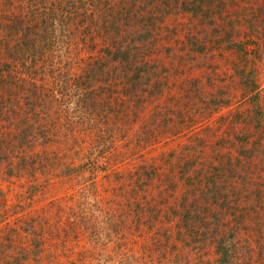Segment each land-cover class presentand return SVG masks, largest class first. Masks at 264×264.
<instances>
[{
  "label": "rangeland",
  "instance_id": "rangeland-1",
  "mask_svg": "<svg viewBox=\"0 0 264 264\" xmlns=\"http://www.w3.org/2000/svg\"><path fill=\"white\" fill-rule=\"evenodd\" d=\"M28 1L13 0V3L10 1L7 3L0 0V9L4 13L11 11L15 14L20 13L21 10L27 11L24 3L28 5ZM82 2L85 6L79 7L81 14L86 13L84 17L90 16V13L94 14L98 21L95 27H100V31L97 32L93 26V36L88 35L87 39L83 40L80 35L84 25L79 26L78 36V27H71L65 46L59 52L63 60L55 56L52 64L50 58L48 60L39 58L33 65L32 60L25 59V66L21 61L16 64L18 74L37 79L39 83L47 82L46 79L40 78L41 73L50 77L51 73L55 74L58 71L57 67L64 61L79 64L80 61L87 62L94 57H105L102 48L110 46L111 36H105L103 32L111 30L110 32L114 33V29L110 26L112 19H119L122 25L128 27L125 32L118 33V37L127 35L128 31L140 25L141 18L133 16L135 10L129 12L130 10L125 8L118 15L116 14L118 8L121 9L119 0H82ZM190 2V5H201V8H197L195 13L194 10L180 11L163 0L144 8L146 11L154 9L162 16L155 21L152 28L151 42L144 46L147 60L152 64L157 63L159 69V64L163 68L167 67V71L161 72L159 77L162 87L157 92V98L153 96L138 102L135 100L138 95L147 97L148 91L140 90L133 95L119 91L121 98H118L119 101H114V105L118 103L120 106L117 105V111L109 113L108 116L96 113L97 110L85 111L83 107L78 108L77 111L69 109L60 119L50 115L45 116L58 122L57 127L60 131H55L58 135L53 134L52 139L56 141L52 140L48 143L47 148L38 144L32 149L41 152L45 167L31 178L8 174L7 164L16 161V152H10L11 155L0 162V236L3 238H0V261L4 260L6 253L11 252V248L6 246L10 239L17 245L23 246L26 252L35 246L36 241L38 242L33 253L23 260L27 264H156L158 257L161 256H164L168 262L176 256H181L183 264H215L217 253L215 244L210 238L203 247L196 249L185 246L183 241L177 240L173 255H160V248L155 249L154 244L157 241L160 240L161 243L166 240L162 232L167 227L174 230L182 228L181 219L174 211L172 213L170 204L177 207L182 200L181 207L189 208L188 204L183 207L185 194H188L185 197L187 202L190 198L193 201V197H197L198 204L208 205L211 212L220 210L218 221L214 222L215 217L208 215L205 218L208 224L202 226L199 224L204 218L195 220V229L201 227L198 232L191 233L198 240L195 242L193 238L189 239L191 244L196 246L203 243L206 238L207 233L201 234V230L205 227L210 231L212 228L216 229L215 235L219 236L220 226L215 228V224L222 225V230L237 225L238 230L243 229L240 242H245L244 236L248 237L249 233L254 234L256 231L252 227L256 223L257 225L264 223V206L257 205V208L253 206L254 199L258 196L255 187L264 192V170L260 169L264 160L260 155L245 158L238 152V148L243 147L240 146L242 143H245L244 148L247 149L256 139L258 132L251 133L256 128L254 123L244 122L243 117L236 118L239 111L237 100L232 99L228 104H222L221 95L225 93H218V88H228L229 92L233 93L235 81L244 73L253 72L254 69L256 80L261 83L262 90L264 89V0H191ZM46 3L48 4L49 0H46ZM137 7L140 8L139 5H136ZM166 7H170L171 11L165 12L163 9ZM137 13L140 17L144 15L139 11ZM209 19L212 21L210 22ZM6 33L5 28L0 27V56L2 52H6L4 42ZM207 33L215 35L212 37L219 39V43L215 45L211 40H207L206 49L218 60L219 56L223 57L220 63L215 61L218 70V78L215 82L214 77H207L206 74L201 73L204 69L202 65L194 64L197 58L201 59L202 53L192 51V42L187 46L181 43L180 49L189 51L194 57L188 58L189 60L185 62H180L183 59L181 57L176 65L171 64L169 54L164 52L170 41L165 38L167 34L174 36L176 40L178 37L186 39L187 35L192 34L207 37ZM15 38L17 37L10 40L14 42ZM241 41H244V45L239 44ZM158 45L163 46L159 52H157ZM181 55L179 51V57ZM210 59L214 60L212 57ZM41 70L45 71L41 72ZM7 72L5 71L4 75ZM112 73H116L113 68L108 75ZM199 77H202L201 80ZM252 77L254 78V73ZM192 79L199 81L197 84H192ZM98 84L99 82L96 85ZM233 95L237 97L238 93L234 92ZM95 96L99 101L104 99L103 95ZM222 97L226 98L227 95ZM262 100L264 110V96ZM177 107H183L185 111H190L189 115L194 116L189 120L192 123L188 127L177 124L179 118ZM89 112L94 114H88ZM84 113V120L77 121ZM106 118L109 119L108 122L104 120ZM68 129L69 131H66ZM100 130L106 135L112 133V137L102 139V145L95 147L93 138L96 134L99 135ZM239 132L243 136L245 133L249 134L246 141L241 142L237 139L236 135ZM102 146L105 149L103 151ZM4 151L6 149L0 147L1 157ZM213 151L220 157L225 156L219 164L225 163L227 157H231L234 163L238 154L241 159L243 158V164L238 165L241 169L239 171H243L242 175L232 177L229 172L225 174L222 169L217 171L216 180L228 184L222 189L221 198H225L223 207L217 201L208 198L212 191L209 190L210 186L205 187V197L201 190L193 192L197 181L176 183L178 190L173 193L163 190L165 184L162 179H165L166 173L170 171V163H164L161 167L158 166L159 163L166 158L176 162L179 156L185 157L186 154L191 158L196 157L200 163L203 161L218 163L213 159L215 155ZM69 166L74 169L69 171ZM153 167L155 172L149 179V184H145L138 191L140 184L137 181L138 176L144 175V169L151 170ZM89 171L95 172V175L89 183L88 193L99 202L102 213L92 212L89 208L80 209L76 204V201L82 199L78 194L82 193L81 188L85 185L79 182L78 177L82 173L89 175ZM170 174L172 177V172ZM239 186L243 187L241 192L238 193L240 189L235 192ZM128 189L130 193L132 192L130 200L133 203L140 201L142 207L135 210L136 212L131 210L129 217L118 218L120 225L115 229L116 217H111L112 221H109V210L113 207V201L119 198L117 191H128ZM262 202L264 203V199ZM193 205L194 203L192 209H194ZM160 206L163 211L168 212L166 219L160 217L162 212H157ZM232 211L234 215L230 214ZM202 215L204 217V211ZM155 217L157 220L155 222L160 225V232L157 231L156 224H148V219L152 220ZM138 222H140L139 226ZM171 241L172 239L169 240ZM257 249L254 255H258Z\"/></svg>",
  "mask_w": 264,
  "mask_h": 264
},
{
  "label": "trees",
  "instance_id": "trees-1",
  "mask_svg": "<svg viewBox=\"0 0 264 264\" xmlns=\"http://www.w3.org/2000/svg\"><path fill=\"white\" fill-rule=\"evenodd\" d=\"M8 1L13 3V0H2V2L7 3ZM119 1H121L118 2L121 9L118 8L119 11L116 12V14L118 15V13L125 8L129 9V12L135 10L133 16L141 18L140 25L138 24L135 26L133 30L129 29L130 31H128L127 35L124 34L123 37H118V33L125 32L128 27L122 25L119 19H112L110 26L114 29V33H111V30L103 32L105 36H111L110 46L102 48L105 57H94L87 62L80 61L79 64H72L64 61V63H61V65L57 67L58 71L55 74L51 73L50 77L41 73L40 78L47 80V82L41 83H39L37 79H32L26 75L22 76L21 73L18 74L19 71L16 64H19L21 61L24 64L23 66H25V59H27L29 61L32 60V64L34 65L39 58H45V60L50 58V63L53 64V57L55 56H59L58 58L63 60L59 52L62 50V47L65 46L67 41L66 38L72 30L71 27H78V36L79 26H81V24L84 25L80 35L83 40H86L88 35H90V37L93 36V26L97 32L100 31V27H95L96 23H98L95 15L90 13V16L84 17L86 13L81 14L79 7L85 6L82 0H49L48 4L46 0H29L28 5H25L26 3L23 2L24 8H27V11L21 10L19 11L20 13L16 14L12 11L10 13H4V11L0 9V14L2 15L0 16V27L5 28V32H7V37L4 40L6 52H2L0 56V147L6 149L4 155L2 157L0 155V162L3 158H8L11 155L9 154L10 152H16V161L12 159L13 163L7 164V172H9V175L16 177L27 176L31 178L35 176L37 172L44 170L45 164L43 163L41 152L32 151V149L38 144L47 148L49 146L48 143L52 140L56 141V139H52L53 134L58 135L55 131H60L57 127L58 122L50 120L45 116L50 115L53 118L56 117L60 119L69 109H75L77 111L80 107L85 108V111H87V109L91 111L97 110L96 113L108 116L109 113L117 111V107L120 106L118 103V106L114 105V101H119L118 98H121L119 97V91L125 92L128 95H133L140 90L142 92L148 91L147 97L138 95V97H140L135 99L138 102H142L146 98H151L153 96L156 98L158 97L157 92H159L162 87L159 77L162 73L167 71V67L163 68L161 64H159V69L157 63L152 64L147 60L144 46H147L151 42L153 35L152 28L155 21L162 16L156 13L154 9L146 11L144 8L160 0ZM163 1L171 5L172 8L177 7L180 11L182 9L186 11L194 10L195 13L197 8H201V5H190L191 0ZM107 4H109L108 1ZM136 5H139L140 8L137 7V9ZM163 10L165 12L171 11L170 7H166V9L164 8ZM137 11L142 12L144 15L140 17ZM209 21L211 22L212 20L209 19ZM169 28L172 29L171 27ZM161 29L162 28H160V30ZM15 36L17 37L15 38L16 41L13 42L10 40ZM212 36L215 35L207 33V37H201L198 34H192L187 35L186 39L178 37L176 41L174 36H168L167 34L165 38H168L170 41L168 43L169 45L165 47L164 52L169 54L168 56L171 58V64L176 65L181 57H183V59L180 62H185L188 58H192L193 56H191L192 54L189 51L183 48L180 49L181 43L187 46L188 43L192 42V51L202 53L201 59L197 58L194 64L202 65L204 69L201 73L206 74L207 77H214L213 80L215 82L218 78V70L215 61H219L220 63L223 57L219 56L218 60L214 54H211V51L209 52V50L206 49L207 40H211L215 45L219 43V39H214ZM253 42L257 43L255 40H253ZM163 44L166 45L164 41ZM239 44L244 45V41H241ZM250 46L252 47V45ZM162 47L158 45L157 52H159ZM179 51H181L182 54L180 57ZM175 56H178V58H174ZM211 57L214 60H211ZM49 66L51 67L50 64ZM219 66L221 67V64H219ZM112 68L116 73L108 75ZM177 70H180L179 66ZM5 71L8 72L4 75ZM44 71L45 70H41V72ZM252 73H254V78L252 77ZM255 76L256 71L254 69L253 72L250 73L249 71V73H244L241 78L235 81L234 92L238 93L237 97H234V92L230 93L228 88H218V93H225L227 95L226 98L222 97L225 94L221 95L222 99L220 103L222 104H228L232 99L235 101L237 100L239 111L236 118L243 117L242 120H244V122L248 124L254 123L255 127L259 129L257 131L254 127L255 129L251 133L258 132V135L256 139L248 145L247 149L244 148L245 143L240 145L243 146L238 148L240 155L242 154L241 156H245V158H252L254 155H260L264 160V129H260L264 127V110L262 109L264 89L262 90L263 87L261 88L262 85L256 80ZM201 78L202 77H199L200 80ZM192 80V84H197L199 81ZM98 82L99 84L97 86L96 84ZM229 83L231 84V82ZM239 88L241 90H238ZM95 95H103L104 99L99 101L98 97ZM187 96L190 97V94L187 93ZM245 105L247 106L246 108ZM176 111L179 115L177 124L188 127L192 123V121L189 120L193 119L194 116L189 115L188 113H190V111H185L183 107H177ZM88 114L94 113L89 112ZM44 118L46 119L44 120ZM84 118L85 113L80 115L77 121L82 122ZM104 120L106 122L109 121L108 118ZM71 129H73V126H71ZM66 131H69V129ZM244 135L245 136L239 132L236 137L239 141L243 142L242 140L246 141L249 134L245 133ZM111 137L112 133L106 135L100 130L99 135L96 134L93 138L95 147H100L102 145V139H110ZM73 138H75V136H73ZM220 142L222 141L220 140ZM101 148L102 151L105 150L103 146ZM90 149L92 150L93 146L90 147ZM213 152L215 153V151ZM240 155L238 154V156L235 157L234 163L231 157H227L225 163L221 164H219V161L221 162L225 156L220 157L217 152L213 159L218 163H213L212 161L208 163L203 161L200 163L197 161L196 157L191 158L187 154L185 157L179 156L176 162L169 161L166 158L165 161H162L158 165L161 167L164 163H170V171L166 173L165 179H162L165 184L162 188L164 191L168 190V192L173 193L178 190L176 183L197 181L192 191L196 192L201 190L202 195L205 197V187L210 186L209 190L212 191L209 193L208 198L212 201H217L221 207H223L225 205V198H221L223 197L222 189L228 184L227 182H218L216 180L217 171L222 169L225 174L229 172L232 177L242 175L243 171H239L241 169L238 168V165L243 164V158L241 159ZM68 168L69 171L74 169L72 166ZM260 169L261 171L264 170V163L261 165ZM144 170V175L138 176L137 179V181L140 182L139 188L137 189L138 191L140 188H143L145 184H149L148 181L154 175L155 167L151 170L150 168ZM171 172L173 174L172 177L170 174ZM94 175L95 172L93 171H89V175L87 176L83 173L79 175V182L85 185L81 188L82 193L78 194L82 196V199L76 201V204L80 209L89 208L92 212L102 213L99 202L95 201V197L88 193L89 183L92 182ZM229 178L230 177H227V179ZM242 188L243 187L239 186L235 192L240 189L238 192L240 193ZM255 191L258 196L255 197L253 206L255 208H257V205L260 207L264 206L262 202L264 199V192L259 190L258 187H255ZM131 193L130 189H128V191H117L116 193L119 198L115 202L113 201V207H110V217L108 218L109 221H112V218H114V216L116 217V221H114L115 229L120 225L118 220L120 221V219L129 217V212L131 210L135 211L139 207H142L140 201L133 203L130 200ZM187 195L188 194H185L183 196V207L188 204L189 208L184 209L181 207L180 203L182 200L177 207L169 203L172 206V213L174 211L181 219L180 224L182 228L174 230L173 228L170 229L167 227L166 230L162 232V236L165 235L166 240L161 243L159 240L154 244L156 250L160 248V255H173V251L175 247H177V240L178 242L183 241L185 246H191L196 249L203 247V245L207 243L206 240L210 238L212 243L215 244L217 253L215 264H264V240H262V238H264V223L258 225L256 223L252 227L256 230L255 233H249L248 237L244 236L245 242H240L242 240L241 234L243 233V229L238 230L237 225H231V228L222 230V225L215 224V228H217L218 225L220 226L221 235H215L216 229L214 230L212 228L210 231L209 228L205 227L201 230V234L205 235L207 233L203 243L197 244V246L196 244H191L189 238H193L196 242L198 239L193 233L198 232L201 227L198 226V228L196 227L195 229V220L204 218L203 222L199 224L202 226L208 224L205 220L208 215L215 217H213L214 222L215 220L218 221V218H220V210L211 212L208 205L198 204L199 199L197 197H193V201L190 198L188 200L189 202H187L185 198ZM192 203H194V209H192ZM202 211H204V217ZM157 212H162L160 217L166 219V213L168 212L163 211L161 206L158 207ZM230 214L234 215L235 213L232 211ZM172 216L174 215L172 214ZM155 221H157L156 217L152 220L149 218L148 224H156L157 226L155 227L157 231L160 232V225ZM139 225L140 222H138V226ZM184 226L185 228H183ZM170 239H172L171 242H169ZM256 242H258V244H256ZM36 244L38 245L37 241ZM6 246L11 248V252L5 254V258L3 261H0V264H27L25 261L23 262V260L35 250V246H33L30 251L26 252L23 246L17 245V243L10 239L7 241ZM257 246H259L258 249ZM256 249L258 255H254ZM156 264H183V261L181 256L172 258L171 262L166 261L164 256H161L158 257Z\"/></svg>",
  "mask_w": 264,
  "mask_h": 264
},
{
  "label": "bare ground",
  "instance_id": "bare-ground-1",
  "mask_svg": "<svg viewBox=\"0 0 264 264\" xmlns=\"http://www.w3.org/2000/svg\"><path fill=\"white\" fill-rule=\"evenodd\" d=\"M251 47V46H250Z\"/></svg>",
  "mask_w": 264,
  "mask_h": 264
}]
</instances>
